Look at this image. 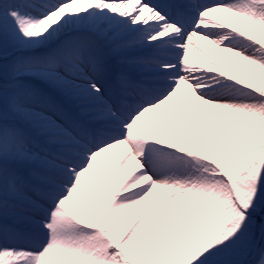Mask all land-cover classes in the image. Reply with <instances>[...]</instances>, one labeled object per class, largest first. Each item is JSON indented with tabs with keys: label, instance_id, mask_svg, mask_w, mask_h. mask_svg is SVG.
Returning <instances> with one entry per match:
<instances>
[{
	"label": "snow or ice",
	"instance_id": "1",
	"mask_svg": "<svg viewBox=\"0 0 264 264\" xmlns=\"http://www.w3.org/2000/svg\"><path fill=\"white\" fill-rule=\"evenodd\" d=\"M0 264H264V0H0Z\"/></svg>",
	"mask_w": 264,
	"mask_h": 264
},
{
	"label": "bare ground",
	"instance_id": "2",
	"mask_svg": "<svg viewBox=\"0 0 264 264\" xmlns=\"http://www.w3.org/2000/svg\"><path fill=\"white\" fill-rule=\"evenodd\" d=\"M225 54H219V51L217 50V56H216V58H218L217 60H219L220 62H221V64H222V66L223 67H225L226 69H227V65L226 64H224V61H223V56H224ZM193 57V56H192ZM194 58V57H193ZM196 59H198V58H196Z\"/></svg>",
	"mask_w": 264,
	"mask_h": 264
}]
</instances>
